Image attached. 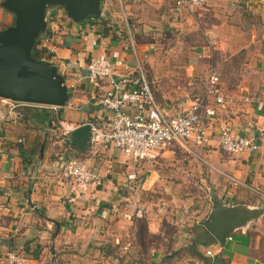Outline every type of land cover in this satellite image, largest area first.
<instances>
[{
	"label": "crops",
	"instance_id": "crops-1",
	"mask_svg": "<svg viewBox=\"0 0 264 264\" xmlns=\"http://www.w3.org/2000/svg\"><path fill=\"white\" fill-rule=\"evenodd\" d=\"M116 1L101 0L99 16H88L77 23L60 18L52 25L49 16L58 9L52 5L45 10L47 35L44 36H47V40L42 49L45 51L42 60H48L57 67L65 78L70 95L63 106L57 107V111L25 107L21 109L22 116L16 122L8 116L0 118V245L3 248L8 246L4 244V239L9 236L14 245L12 234H3L5 230H12L22 237L24 246H30L31 251H39L45 245V236L51 227L49 239L53 245V255H58L62 249L61 243H68V252L72 246L76 245L77 248L81 241L78 235L83 236L86 231L94 232L99 228L102 231V227L111 219L104 211H89L92 202L98 204L99 199L113 198L110 192L113 184L121 185L124 177L134 169L137 173L140 171L141 176L144 175L140 164H135L126 174L120 171L124 162L122 157L126 156L116 148L89 145L84 153H79L68 148L65 142L69 153L87 159L88 165L98 170L104 187L102 190L97 187L88 191L85 200L68 203L65 199L59 179L65 156L47 143L56 140L63 131L70 132L89 121L101 124L108 116L96 104L100 90L85 78V65L90 56L103 54L111 60L119 59L127 66L134 67L136 57L146 54L140 60L145 66L151 92L158 106L169 116L180 114L188 108L190 97L187 94L204 90L208 76L204 79L199 77L198 61L187 67L188 76L181 83L179 80L171 83L177 77L165 74L163 63L158 64V59L165 55L178 57L183 51L161 52L155 56L148 53V47H154L152 31L156 26L157 29L161 26L165 31L176 28L192 36H196V31L201 29L206 41L198 42L200 46L195 47L202 50L198 57L208 56L215 60L212 64L220 74L226 94L232 99L227 105H217L214 117L202 116L209 135L207 143L196 146L191 141L186 142L192 155L205 166L204 171L199 168L200 174L195 176L202 192L200 197L207 193L209 201L215 197L227 205L264 206V200L257 193L264 192V98L258 103L241 101V96L246 93L261 92L264 95V0H206L200 7L178 9L173 7L172 0H123L119 6L122 18L114 7ZM123 17L130 25L128 29ZM10 21L11 14L0 6V30ZM195 55V52H191L188 57L195 59ZM160 65H163V69ZM53 118L58 122L51 123ZM221 123H226L242 135H258L259 149L237 154L220 149L217 133ZM17 140L21 142L17 143ZM176 149L184 156H191L175 143L163 147L159 157L169 158ZM156 160L145 161L142 165L150 163L153 166ZM151 170L152 174L149 180L145 179L141 190L146 191L151 186L159 187L161 184L157 173L159 169ZM141 176L137 175L139 178ZM179 186L182 185L179 184L177 188ZM136 196L147 213V207L153 202L143 203L138 194ZM170 196H164L167 202L179 207L189 206L195 200V195L187 197L185 201L181 196ZM199 201V210L205 211V215L188 219L180 212L167 216L164 226L161 221L157 223L159 218L155 213H149L148 218L145 214L148 235H160V243H163L151 249L149 257L157 260L153 264H210L216 255L222 256L224 264H264V211L258 218L234 229L231 238H226L220 247L199 224L200 220L206 218L211 201ZM6 219L5 225L1 221ZM31 237L37 239L31 241ZM191 246L196 247L204 259L196 256ZM207 250L214 256L206 255Z\"/></svg>",
	"mask_w": 264,
	"mask_h": 264
},
{
	"label": "built area",
	"instance_id": "built-area-1",
	"mask_svg": "<svg viewBox=\"0 0 264 264\" xmlns=\"http://www.w3.org/2000/svg\"><path fill=\"white\" fill-rule=\"evenodd\" d=\"M172 1L173 7L178 9L200 7L206 0ZM118 2L120 6L121 0ZM57 9L58 12H51L49 16V22L52 25L59 22L60 18L69 19L60 7ZM123 23L127 29L130 27L125 17H123ZM46 24L47 20H45ZM46 29L47 27L38 38V49L41 50L44 49L45 40H47V36H44ZM144 57L146 54L136 57L134 67H131L119 59L111 60L103 54H96L90 56L85 65V78L101 92L96 104L99 109L108 113L101 124L92 121L87 123L90 125L88 146L98 148L111 146L123 152L126 157L140 166L145 161L156 160L163 147L175 143L181 145L189 153H193L187 148V141H191L194 145H202L209 139L202 116L214 117L217 105H227L232 101L221 84L219 72L212 71L207 78L204 90L191 96L188 108L180 114L169 116L163 108L158 106L153 97L145 66L140 60ZM263 98L264 95L261 92L259 94L246 93L241 96V101L258 103ZM25 107L41 111H57V107L53 104L24 103L3 97L0 98V118L8 116L16 122L22 116L21 109ZM53 122L56 123L58 120L53 118L51 123ZM68 133V131H63L59 139L49 144L55 148L57 153L65 156L59 179L65 191L66 201L74 203L85 200L88 191L100 187L102 177L95 167L88 165L87 159L69 153L65 145ZM257 136L256 134L249 136L239 134L226 123H221L217 133V145L231 154L255 151L259 149ZM20 142L17 140V143ZM137 175L134 169L124 177L121 183V186L125 187L130 194V199H125L129 201L131 209L122 214L128 220L143 217L146 213L136 196V192L144 188L145 179L141 180ZM257 193L261 200H264V192L258 191ZM230 238L231 236L227 239ZM206 255L214 256L209 250L206 251ZM24 262H26V257L21 253L8 246L3 248L0 245V264H23ZM50 264L55 263L52 261Z\"/></svg>",
	"mask_w": 264,
	"mask_h": 264
},
{
	"label": "rangeland",
	"instance_id": "rangeland-1",
	"mask_svg": "<svg viewBox=\"0 0 264 264\" xmlns=\"http://www.w3.org/2000/svg\"><path fill=\"white\" fill-rule=\"evenodd\" d=\"M114 4V7H116L119 13L118 15L122 18L119 3L116 1ZM157 28V26L154 27L152 31L154 33L152 36L154 47H148L147 49L150 55L154 54L155 56L161 52H173L174 50L183 51V54L178 57L175 55L172 57L165 55L164 58L158 59V64L163 63L164 65V69L163 65L162 67L160 65V68L166 71L165 74H171V77H177L174 78L171 83H175L177 80L180 81L179 83L184 81L185 78H187L186 76H188L186 75L187 67L195 61H198L197 73L201 79H204L205 76H209L212 71H217L212 64L215 60L210 57L208 58V56L198 57V55H201L202 50L199 47L197 49L195 47L200 46L198 42L206 41L201 29L196 31V36H192L176 28L172 29V31H165L161 26L159 29ZM191 52L197 54L195 55V59H189L188 54ZM187 96L191 98L192 95L187 94ZM59 138L60 136H58L56 140ZM47 144L51 147L49 143ZM178 152L179 150L176 149L175 153L171 154L169 158L158 156L153 166L149 165L150 163L141 166L144 175L141 176L140 171L138 172L139 174L137 173L142 179H148L152 174L151 169H159L157 172L161 179L159 187L151 186L146 191L139 189L136 194H138L139 200L141 199L143 203L147 201L153 202L150 204V207H147V213L145 214L148 218L149 213H155V216L159 218L157 223L161 221L163 226L166 223L167 216H173V214L177 215V213L180 212L184 213L188 219L196 215L201 217L205 215V211L201 212V210H199V200L210 203L207 193H204V196L200 197L202 192H200V188H198L199 182L195 177L197 174H200L198 171L199 168L202 169V172L204 171L203 168L205 166L203 162L192 155V153L190 154L191 156H184L181 152ZM122 158L124 162L121 164L120 171H124V174H126L128 169L129 171L133 169L135 162L128 157ZM179 184L182 186L177 188ZM103 188L101 185L98 187V190H102ZM194 188H198L199 191ZM110 192L113 198L99 199L100 202L98 204L92 202L89 211H104L108 213L111 219L107 221L104 227L100 226L102 227V231H99L100 228H97L98 231L92 232V230H88L85 235H78L79 238H81V241L78 242V247L76 248V245L71 247H75V251L71 248L69 252L66 251L68 250V243H61L62 249L58 252V255H53V245L49 239L52 235V227L45 236V245L40 248L39 251H31L30 246H24L23 239L17 234V231L5 230L3 234L5 233L4 236L10 233L12 234L14 238L12 249L21 253L28 260L23 264H50L52 261H54L55 264H150L157 261L151 259L153 257H149V254L152 248L156 249L157 245L163 244L160 243L162 239L161 236L150 237L148 235L146 227L147 218L145 215L131 220H128L122 215L123 212L131 209L129 201H127L128 198L130 199V194L125 187L120 184H113ZM165 195L181 196L184 201L195 195V200L189 206L179 207L175 205V203L172 204L169 201L167 202V198L164 197ZM162 202H164L163 205ZM161 206H163V208ZM7 220L8 219L2 220L1 222L6 225ZM0 233H2V231ZM31 239L30 240L33 241L37 239V237H31ZM87 244L88 248L86 249L85 246ZM100 248L102 250H100Z\"/></svg>",
	"mask_w": 264,
	"mask_h": 264
},
{
	"label": "water",
	"instance_id": "water-1",
	"mask_svg": "<svg viewBox=\"0 0 264 264\" xmlns=\"http://www.w3.org/2000/svg\"><path fill=\"white\" fill-rule=\"evenodd\" d=\"M101 0H1V7L11 14L9 24L0 30V98L32 104L63 106L68 96L65 78L48 60L35 59L32 49L43 34L45 10L48 6L60 7L67 18L77 23L89 15H100ZM90 125L82 124L72 129L66 145L75 152L84 153L88 146ZM42 150V145L39 148ZM211 208L199 224L214 237L219 246L234 229L248 220L258 218L262 207L227 205L212 197ZM11 236L5 243L13 247ZM210 264H224L216 255Z\"/></svg>",
	"mask_w": 264,
	"mask_h": 264
},
{
	"label": "trees",
	"instance_id": "trees-1",
	"mask_svg": "<svg viewBox=\"0 0 264 264\" xmlns=\"http://www.w3.org/2000/svg\"><path fill=\"white\" fill-rule=\"evenodd\" d=\"M89 16L97 17V16H95V15H89ZM87 17H88V16H87ZM37 41H38V39H37ZM37 41H36L35 47L32 49V54H33V56H34L35 59L42 60V58L44 57L43 55H44V52H45V51L43 52V50L38 49ZM67 93H68V92H67ZM68 95H70V94L68 93ZM37 154L40 155V153L38 152V150H37ZM191 250L193 251V253H194L196 256H198V257L204 259L203 256H202V254H201L200 252H198V250L196 249V247L191 246ZM150 264H153V263H150Z\"/></svg>",
	"mask_w": 264,
	"mask_h": 264
}]
</instances>
